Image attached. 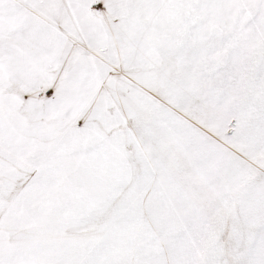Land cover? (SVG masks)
<instances>
[{
  "label": "snow or ice",
  "instance_id": "obj_1",
  "mask_svg": "<svg viewBox=\"0 0 264 264\" xmlns=\"http://www.w3.org/2000/svg\"><path fill=\"white\" fill-rule=\"evenodd\" d=\"M0 264H264V0H0Z\"/></svg>",
  "mask_w": 264,
  "mask_h": 264
}]
</instances>
